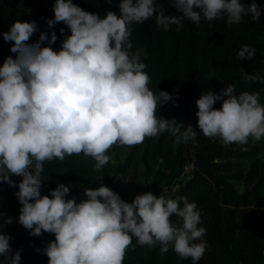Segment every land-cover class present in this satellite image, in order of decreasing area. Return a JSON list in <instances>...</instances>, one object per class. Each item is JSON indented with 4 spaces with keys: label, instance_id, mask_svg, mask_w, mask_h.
Masks as SVG:
<instances>
[{
    "label": "clouds",
    "instance_id": "clouds-1",
    "mask_svg": "<svg viewBox=\"0 0 264 264\" xmlns=\"http://www.w3.org/2000/svg\"><path fill=\"white\" fill-rule=\"evenodd\" d=\"M171 7L179 15H165L156 0H121L119 15L108 11L102 18L73 0H56L54 19L47 23L53 28L62 22L71 32L58 52L42 47L45 41L56 43L55 32L50 40L42 33L36 43H29L38 29L35 21H16L3 33L5 42H14L10 51L16 56L0 67V182L16 187L11 177L23 178L15 193L22 205L19 223L32 236L54 234L43 250L48 264H124L133 239L140 247H159L161 256L171 249L193 264L206 252L201 213L186 196L157 197L149 191L128 203L101 185L85 189L86 199L77 203L67 199L70 186L62 183L41 195L46 162L82 154L102 172L115 148L135 147L162 133L175 138L174 151L195 141L198 132L191 125L182 131L174 118L157 116L159 106L173 97L150 90L143 62L147 52L133 50V26L153 17L165 32L172 25L180 31L185 19L197 26L203 19L209 27L226 19L232 26L249 13L258 22L261 11L255 2L245 6L240 0H171ZM255 56L256 49L249 45L237 52L241 61ZM242 79L249 85L264 83V74L245 73ZM217 102L222 103L220 109L214 107ZM196 105L204 137L222 146L238 145L241 152L249 151L250 140H264L259 91L237 94L236 85L229 84L219 94L207 91ZM11 239L0 234V257L6 264H21L22 249L12 255Z\"/></svg>",
    "mask_w": 264,
    "mask_h": 264
},
{
    "label": "trees",
    "instance_id": "trees-1",
    "mask_svg": "<svg viewBox=\"0 0 264 264\" xmlns=\"http://www.w3.org/2000/svg\"><path fill=\"white\" fill-rule=\"evenodd\" d=\"M56 0H0V67L16 54L10 51L14 42H5L3 33L9 32L14 22H33L37 31L29 43H36L42 33L49 40L53 32L55 44L47 41L42 47L51 46L60 51L62 42L71 35L64 23L50 28L47 21L54 19L53 5ZM245 6L255 2L260 8L258 22L251 20V13L239 25L229 26L225 20H216L209 27L202 19L199 26L185 19L183 28L170 26L165 32L155 25V17L133 26L134 49L146 50V71L151 78L150 90L158 95L166 91L173 100L161 104L157 116L175 119L183 131L191 125L198 132L195 141L181 144L174 151V137L162 133L148 138L135 147L115 148L113 159L102 172L94 170L91 158L66 157L61 162H46L42 174L41 195H49L59 184L70 186L67 199L77 203L86 199L84 190L109 187L121 199L130 203L132 196L161 189L168 190V198L186 196L201 213L200 227L207 230L204 240L207 249L198 264H264V158L258 156L260 147L249 142V151L241 152L238 145L222 146L203 136L198 128L196 101L207 91L219 94L229 84H235L237 94L242 91L256 92L264 104V83L247 84L245 73L264 74V0H240ZM83 10L102 18L108 11L119 15L121 0H73ZM165 15H179L171 7V0H156ZM61 29H64L63 34ZM243 45L256 49L253 60L241 61L237 52ZM214 107L220 109L221 102ZM219 161L214 163V161ZM193 165L191 175L186 176V162ZM185 176V178H183ZM116 177L121 178L117 181ZM16 187L0 182V234L11 236L12 255L21 252V264H48L43 254L47 245L54 241V234L30 235L19 223L20 209L15 193L19 191L22 177L12 176ZM51 198V197H50ZM11 218L12 224L6 221ZM174 221L176 217L172 218ZM0 264H6L0 257ZM124 264H193L171 249L161 256L159 247H140L133 239Z\"/></svg>",
    "mask_w": 264,
    "mask_h": 264
},
{
    "label": "rangeland",
    "instance_id": "rangeland-1",
    "mask_svg": "<svg viewBox=\"0 0 264 264\" xmlns=\"http://www.w3.org/2000/svg\"><path fill=\"white\" fill-rule=\"evenodd\" d=\"M249 142H252V141L250 140ZM256 144H258L259 147H260V152L258 153V156L264 158V140H262V141H260V142H256ZM192 171H193V165H192L191 162L187 161V162H186V167H185L186 176H187V175H191ZM183 178H185V176H184ZM116 180H117V181H121V178L116 177ZM162 194H163L166 198H168L169 192H168V190H166L165 188H161V189L156 193L155 196L159 197V196H161ZM134 199H135V198L132 196V200L130 201V203L133 202Z\"/></svg>",
    "mask_w": 264,
    "mask_h": 264
}]
</instances>
